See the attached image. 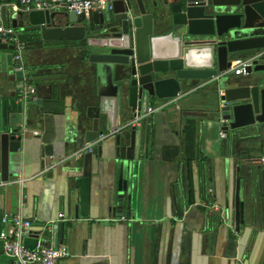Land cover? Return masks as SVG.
<instances>
[{"label":"crops","instance_id":"obj_1","mask_svg":"<svg viewBox=\"0 0 264 264\" xmlns=\"http://www.w3.org/2000/svg\"><path fill=\"white\" fill-rule=\"evenodd\" d=\"M17 1L0 0L3 24L11 25V3ZM15 31L19 37L28 31L40 34ZM75 43L41 38L40 45L27 46L22 80L15 77L13 49H0V133L21 135L10 140L16 174L0 179L5 183L0 186V231L8 227L3 217L9 220L21 212L32 221L25 245L67 247L68 255L58 264H264V123L244 127L249 133L245 141L227 143L217 121L205 113L220 89L212 77L195 80L176 96L165 91L166 98L148 104L153 109L147 115L150 123L146 116L141 127L149 131V150L135 173L129 217L108 212L107 182L96 166L85 176L80 159L75 177L65 178L68 173L60 163L76 152V129L88 124L87 110L97 101L94 63ZM23 79L39 97L18 101ZM12 99L21 108L8 112ZM131 119L129 114L123 125ZM247 148L257 149L259 166L253 167V176L245 167L241 170L244 222L234 241L207 232L201 213L224 207L227 192L234 199L231 154ZM56 222L61 229L55 236ZM0 264H18L4 253L1 239Z\"/></svg>","mask_w":264,"mask_h":264},{"label":"water","instance_id":"obj_2","mask_svg":"<svg viewBox=\"0 0 264 264\" xmlns=\"http://www.w3.org/2000/svg\"><path fill=\"white\" fill-rule=\"evenodd\" d=\"M11 25L38 30L43 40H74L94 63L97 101L87 110L88 124L76 129V152L60 166L67 170L66 179L78 173L80 159L85 176L96 166L107 182V208L113 215L129 217L135 173L149 150L148 129L123 123L129 114L145 112L152 100L166 98L165 91L176 96L195 80L212 77L220 89L205 113L217 121L227 143L245 141L244 127L264 123V0H113L111 9L89 17L64 8L13 11ZM7 48L13 45L0 42V49ZM237 55L252 58L243 79L226 71L228 60ZM15 77L23 78L18 67ZM145 120L150 123L149 116ZM115 127L120 129L108 133ZM15 138L21 135L0 133L1 181L16 174L10 165ZM90 142V149L83 148ZM256 150L232 152L234 199L227 192L224 207L201 213L207 232L236 241L244 222L240 173L245 167L253 176V167L259 166ZM60 229L61 223L52 225L55 236Z\"/></svg>","mask_w":264,"mask_h":264},{"label":"built area","instance_id":"obj_3","mask_svg":"<svg viewBox=\"0 0 264 264\" xmlns=\"http://www.w3.org/2000/svg\"><path fill=\"white\" fill-rule=\"evenodd\" d=\"M113 0H18L11 3L13 11H29L32 9H56L65 8L74 11L77 15L89 17L93 11L98 13L112 8ZM1 7V4H0ZM0 42L13 45V59L17 63V67L23 72L22 58L26 49V43L22 40L11 25H5L0 21ZM252 63V58L236 57L230 62L228 71H234L236 75L246 73V68ZM25 79V78H24ZM20 90L19 102H25L28 97L34 99L36 96V88L31 84H24ZM220 94H223L220 91ZM152 107L147 106L143 113L135 114L126 125H140L141 121L152 112ZM120 127L108 130V133L116 132ZM34 133H37L35 131ZM99 136L93 142H96ZM93 142L87 143L83 148H91ZM21 180V179H20ZM0 182V186L4 185ZM62 216L61 213L58 214ZM124 217L121 216V219ZM8 227L0 231V239L2 240V248L4 253L12 257L18 264H58V260L68 255V249L64 244L59 245H39L37 248H30L23 242V237L30 232L32 221L25 218L19 212L14 214L9 220L2 218Z\"/></svg>","mask_w":264,"mask_h":264},{"label":"trees","instance_id":"obj_4","mask_svg":"<svg viewBox=\"0 0 264 264\" xmlns=\"http://www.w3.org/2000/svg\"><path fill=\"white\" fill-rule=\"evenodd\" d=\"M38 36H40V34L37 31H33V32L28 31V32L20 33V38L25 41L26 47L30 46V45H40L41 38L39 39ZM15 99L7 101V111L8 112H12V111L14 112V111H16V110L21 108L20 104L15 102ZM13 146H15V145L12 144L11 147L13 148Z\"/></svg>","mask_w":264,"mask_h":264},{"label":"bare ground","instance_id":"obj_5","mask_svg":"<svg viewBox=\"0 0 264 264\" xmlns=\"http://www.w3.org/2000/svg\"><path fill=\"white\" fill-rule=\"evenodd\" d=\"M232 61V60H231Z\"/></svg>","mask_w":264,"mask_h":264}]
</instances>
